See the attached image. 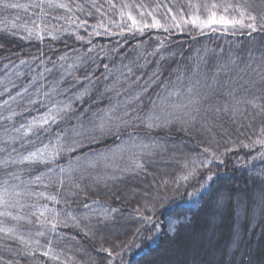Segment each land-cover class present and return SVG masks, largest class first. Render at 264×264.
Here are the masks:
<instances>
[{
  "label": "snow or ice",
  "instance_id": "obj_1",
  "mask_svg": "<svg viewBox=\"0 0 264 264\" xmlns=\"http://www.w3.org/2000/svg\"><path fill=\"white\" fill-rule=\"evenodd\" d=\"M9 9L31 10V26L12 23L3 30L5 35L41 43L46 38L66 43L70 38L87 47L83 52L73 49L74 57L64 53L56 59L21 58L0 80V96L9 97L0 104V233L4 239L29 247L30 240L18 231L24 221L29 237L48 238L27 254L39 252L56 262L61 256L52 247V238L60 235L59 228L71 227L85 237L99 234L98 251L105 254L106 264H125L133 249L165 227L171 239L178 235V219L164 227L154 219L170 199L165 194L168 189H184L188 200L197 205L204 202L212 217L223 219L229 210H243L242 201L233 203L231 190L215 186L214 166L223 164L226 152L238 147L258 149L252 159L264 161V52L249 51L246 59L229 56L210 63V53H215L205 49L167 75L157 67L142 80L137 72L143 67L140 56L125 59V45L147 36L156 40L154 51H158L174 34L195 39L208 34L264 33V8L257 9L254 0H31L28 4L0 0V10ZM61 20L64 24L54 23ZM98 37L112 39L114 47L94 43ZM142 43L137 44L138 50ZM36 67L40 71L31 75ZM98 67L104 69L102 77L96 74ZM26 73L28 83L17 85L13 77ZM69 77L72 86L65 84ZM82 81L87 83L68 95ZM223 122L237 125L248 143L230 140L221 151L213 131ZM173 131L190 138L191 147L174 143L170 148L167 137ZM236 164L247 167L243 158ZM165 167L173 169L171 179L168 171L160 170ZM147 175L153 176L157 191L152 201L134 208L140 227L129 239L108 243L104 232L117 225L115 214L120 209L102 202L100 191L128 177ZM260 185L258 205L264 212V175ZM31 243L39 246L40 240ZM241 243L235 231L225 253L232 260L221 264H237ZM247 259L253 264L250 255ZM239 264H245L243 256Z\"/></svg>",
  "mask_w": 264,
  "mask_h": 264
},
{
  "label": "trees",
  "instance_id": "obj_2",
  "mask_svg": "<svg viewBox=\"0 0 264 264\" xmlns=\"http://www.w3.org/2000/svg\"><path fill=\"white\" fill-rule=\"evenodd\" d=\"M9 2L28 4L31 0H9ZM254 3L257 9L264 8L261 0H254ZM30 18L31 10H0V80L5 78L7 72L14 65L19 64L21 58L32 61L33 57L50 56L56 59L58 54L64 53L74 57L77 53L73 49L83 52L87 47V45L70 38H66V43L64 41H52L48 38L41 43L40 41L21 39L19 35L4 34L3 30L10 27L12 23L18 26L24 24L31 26ZM54 23L64 24V21H54ZM81 34H84L83 31ZM140 41L143 43L140 44L138 50L137 44ZM94 43L102 44L108 48L114 47L112 39L106 37H98ZM125 47L128 48L125 59L140 56L138 63L143 67L137 68V72L142 80H146L157 67L162 68L167 75L178 64L190 63L198 55H202L205 49L213 50L215 53L214 56L210 53V63L227 59L229 56H239L246 59L249 51L259 55L264 52V33L256 32L251 35L240 33L228 36L208 34L197 36L195 39L187 34H174L158 51H154L157 48L156 40L154 38L148 39L145 36L138 40H129ZM140 50H142V54ZM104 62L101 60L98 63L102 65ZM35 63L38 65L39 61H35ZM119 63L120 61L117 59L115 64L119 65ZM6 65L7 68H5ZM113 66L112 64L109 65V67ZM39 71L40 68L36 67L35 72H32L31 75H35ZM95 71L97 76L102 77L104 72L102 67L96 68ZM77 75L79 76L81 73L78 72ZM13 78L17 85L22 82L28 83L27 73L22 78ZM70 82L71 77L65 84L72 86L74 82ZM85 83L87 82L82 81L81 84L72 87V91L68 95L75 92L77 88H82ZM102 86L100 85V87ZM15 92L16 89L13 88L12 93L15 94ZM8 98L7 94L0 96V104ZM106 103L107 99L105 100ZM2 111L0 109V112ZM4 114L7 115V113ZM25 115L30 117L32 114ZM236 129L237 125L230 122H223L222 128L214 129L213 135L220 142L221 151L225 149L230 140L237 142L242 140L248 143L246 137L240 135ZM197 138L199 139V136ZM167 139L170 148L174 149V143L181 147H185V145L191 147L190 138L177 131H173ZM93 147L103 146L95 145ZM257 152L258 149L249 150L238 147L231 152H226L223 164L214 166L217 178L215 186L226 191L231 190L235 194L233 203L237 199L242 201L243 210H229L225 212L223 219L219 216L212 217L209 210L204 207V202L197 205L189 201L184 194V189L177 192L168 189L165 194L170 199L157 211L154 219L161 223L162 227L178 219V235L175 240L171 239L165 227V230L157 234L154 239L144 241L140 248L133 249L130 256L125 258V264H192L193 261H196L197 264H201V262L221 264L223 260H232V256H225V253L231 247L235 231H238L242 238L240 252L235 256L237 264H239L241 256L244 257L245 264H249L248 255L252 257L253 264H261V260L264 258V212H261L258 205V194L261 186L260 177L264 175V161L252 159ZM240 158L247 161V167L237 166L236 162ZM160 170L168 171L170 173L168 179H171L172 168L165 167ZM154 184L152 175L128 177L123 181H117L110 190L102 189L100 191L99 198L102 202H106L110 207L120 209V212L115 214L119 217L117 225L104 232V237L108 243H119L121 240H127L140 227L142 222L136 217L134 208L152 201L157 191L156 187L153 186ZM49 191L54 192L55 190L49 189ZM253 200H257V204H253ZM40 203H44V201ZM49 206L52 205L49 204ZM55 206L58 209L61 207V205ZM72 206L75 207L74 204ZM27 227L24 221H20L18 224L20 234L24 235L25 239L30 240L29 247H25L18 240H6L3 238L4 234L0 233V264H61L62 261H67L68 264H93V262L106 264L105 254L98 251L102 243L99 234L95 238H89L77 233L71 227L59 228L60 235L52 238V247L60 254V261L52 262L47 257L41 256L39 252L34 256L28 255L30 248L44 245L48 238L47 236L29 237ZM34 239L40 240L39 246L31 243V240ZM105 246L108 244L105 243Z\"/></svg>",
  "mask_w": 264,
  "mask_h": 264
}]
</instances>
